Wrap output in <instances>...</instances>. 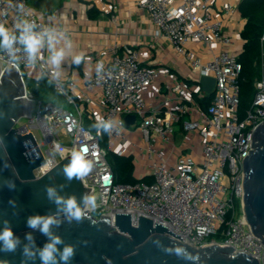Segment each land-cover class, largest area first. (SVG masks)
I'll return each mask as SVG.
<instances>
[{
    "label": "built area",
    "instance_id": "obj_1",
    "mask_svg": "<svg viewBox=\"0 0 264 264\" xmlns=\"http://www.w3.org/2000/svg\"><path fill=\"white\" fill-rule=\"evenodd\" d=\"M212 2H137L154 25V38L166 41L190 70L188 79L165 68L145 65L140 53L131 49L91 62L87 75L80 80L67 79L62 74L52 76L46 49L36 70L27 68L23 59L10 65L6 53H0V65L12 68L25 88L28 120L23 125L17 121L15 128L22 135H33L44 158L34 171L36 177L48 172L72 150H85L94 168L80 181L85 188H96L100 203L95 212H89L93 218L109 216L113 220L115 214H130L131 224L136 226L138 217H145L165 226L175 239L193 248L230 246L261 262L264 246L250 232L242 212L237 214L236 202L241 209V161L253 150L252 133L264 123V73L254 82L252 103L239 120L240 50L224 31ZM12 3H22L28 18L45 26L26 0ZM237 6L226 5L224 10L228 15L238 14ZM16 16L9 0H0V21L12 27ZM260 42L264 50V33ZM19 55L24 56L22 52ZM98 61L104 62L99 73ZM40 72L64 99L63 105L35 103L26 81L33 76L38 79ZM201 77L214 80L212 100L206 108L198 102L210 95L197 83ZM161 79H166L167 94L156 104L147 103L145 93ZM128 115H133L134 120L126 126L124 117ZM85 116L93 125L97 116L117 119L123 122V130L116 134L113 129L112 135L102 129L91 131L84 126ZM34 130L39 131L41 141ZM54 142L64 148L62 154H51ZM109 152L132 156L138 179L135 183L115 181L107 161ZM143 176L150 177L151 182L141 181Z\"/></svg>",
    "mask_w": 264,
    "mask_h": 264
},
{
    "label": "water",
    "instance_id": "obj_2",
    "mask_svg": "<svg viewBox=\"0 0 264 264\" xmlns=\"http://www.w3.org/2000/svg\"><path fill=\"white\" fill-rule=\"evenodd\" d=\"M197 83L204 92L212 94L213 78L201 77ZM24 94L18 74L0 65V230L4 220H8L21 240L16 252L0 251V260L6 264H22L23 245L28 243L26 233L32 234L37 249L48 242V237L26 224L29 216L56 214V205L49 201L44 191L46 185L56 188L59 195L75 196L78 201L86 193L97 196L96 188H85L78 179L70 183L65 180L62 168L70 161V155L42 176H35L34 171L44 163V158L33 135L30 132L22 135L15 128V123L27 113ZM133 120V115L124 117L126 126ZM25 141L29 142V147H25ZM250 145L253 150L241 161L244 174L241 211L250 232L264 246V123L252 133ZM5 180L15 182L14 191L5 186ZM9 200L15 201V207ZM89 217L82 223H67L61 214V225L52 229L65 244L75 246L71 264H264V255L259 262L235 252L230 246L213 244L193 248L175 239L165 226L145 217H138L136 226L131 224L130 214H115L113 220L109 216ZM57 247L62 250L64 244ZM176 247L196 259L177 256ZM28 264H41L39 256Z\"/></svg>",
    "mask_w": 264,
    "mask_h": 264
},
{
    "label": "clouds",
    "instance_id": "obj_3",
    "mask_svg": "<svg viewBox=\"0 0 264 264\" xmlns=\"http://www.w3.org/2000/svg\"><path fill=\"white\" fill-rule=\"evenodd\" d=\"M9 7H14L17 11L15 23L12 27L6 26L3 21H0V53H6L10 65H17L21 59L25 61L26 67L36 70L38 61L43 60L42 53L46 49L49 53L47 65L50 66L51 74L54 77L61 75V65L71 56L73 64L79 66L82 62H86L89 58L83 52L73 54V41L69 38L68 32L53 24L41 27L35 20L29 19L22 3H12L9 0ZM24 54L23 58L19 53ZM104 62L98 61L96 64L97 73L103 68ZM45 73H39V79L36 86L39 85V80L45 78ZM87 75V74H86ZM99 132L109 135L119 134L123 130V122L114 118L105 119L97 116L96 122L93 125ZM2 143V138H0ZM25 147H29V142L25 141ZM64 148L60 143L54 142L52 145V153L62 154ZM94 168V162L86 157L85 150H72L70 161L62 168V175L67 182L73 179L81 180L88 176ZM5 186L10 190H15V182L5 180ZM63 187V186H61ZM44 191L49 201L56 205V214L49 215H32L27 218V227L32 230H38L44 236L48 237V242L43 248L35 247V240L31 233L25 234V239L28 243L23 245L22 249V264H28L29 261H34L39 256L41 264H71L75 255V246L65 244L60 236L53 233V227H59L62 223L59 216L62 214L67 223H82L86 219H90L89 212H95L99 207L98 196L86 193L81 200H77L75 196H62L57 193L56 188L46 185ZM9 204L15 207V201L9 200ZM4 227L0 230V251L16 252L21 245L20 238L14 234L10 221L4 220ZM64 244L63 249L58 248V245ZM174 253L184 259L195 260L186 253L182 248L176 247ZM0 264H6L0 260Z\"/></svg>",
    "mask_w": 264,
    "mask_h": 264
},
{
    "label": "crops",
    "instance_id": "obj_4",
    "mask_svg": "<svg viewBox=\"0 0 264 264\" xmlns=\"http://www.w3.org/2000/svg\"><path fill=\"white\" fill-rule=\"evenodd\" d=\"M239 1L213 0L212 9L222 21L224 31L234 39L236 48L241 50L240 33L245 20L239 13L228 15L224 10L226 5L236 6ZM137 2L138 0H26L30 10L43 20L45 26L53 24L67 30L73 41V54L83 52L89 58L79 66L72 63L71 56L66 58L61 65V74L67 79L80 80L88 73L91 62L105 60L114 52L122 54L128 49L139 52L145 65L165 68L181 79H188L190 70L166 41L154 38V25ZM92 7L98 11L94 18L89 16ZM48 55L46 50V58ZM33 77L28 80L35 81L36 77ZM165 82L166 79H161L149 88L145 93L147 103L156 104L163 99L162 95L167 94ZM158 89L162 94L158 93ZM42 94L45 97L43 102L55 101L48 91Z\"/></svg>",
    "mask_w": 264,
    "mask_h": 264
},
{
    "label": "trees",
    "instance_id": "obj_5",
    "mask_svg": "<svg viewBox=\"0 0 264 264\" xmlns=\"http://www.w3.org/2000/svg\"><path fill=\"white\" fill-rule=\"evenodd\" d=\"M238 13L241 18L245 20L243 28L240 33L241 50L238 56V62L241 65V71L238 76L239 85V104L238 117L242 120L247 110L250 108L253 97L255 95L254 82L261 78L263 74V47L260 38L264 33V0H240L237 6ZM98 15V11L92 7L89 10V16L94 18ZM39 79V78H38ZM33 81L35 84V91L37 94L48 91L55 100L54 104L61 105L64 99L53 89L52 83L47 79L39 80L38 87L37 80ZM32 80L27 79V85ZM212 94L205 96L202 100H198L200 106L208 107L211 103ZM63 105V104H62ZM84 126L91 131H95L92 122L88 116H85ZM104 138V136H103ZM107 161L115 176L117 183L131 184L138 179L135 178V167L132 161V156L120 157L109 152L107 154ZM141 181L151 182L148 176H143ZM236 205L239 206L238 202Z\"/></svg>",
    "mask_w": 264,
    "mask_h": 264
},
{
    "label": "rangeland",
    "instance_id": "obj_6",
    "mask_svg": "<svg viewBox=\"0 0 264 264\" xmlns=\"http://www.w3.org/2000/svg\"><path fill=\"white\" fill-rule=\"evenodd\" d=\"M263 73H264V50H263ZM28 90L33 94V96L35 98V103L36 104H38V101H42V102L45 101L44 94H42V93L37 94L36 93V91H35V84L33 83V81L32 82L31 81L29 82V84H28ZM62 104H63V102H62ZM65 106H67V105H65ZM27 120L28 119L26 117L20 118L18 120V125L25 124L27 122ZM34 133H35V136H36L37 140L38 141H41V135H40L39 131L34 130ZM236 212H237L238 215L242 212L241 209L239 208V206H237V205H236ZM211 238L213 239V238H218V237L217 236H212Z\"/></svg>",
    "mask_w": 264,
    "mask_h": 264
}]
</instances>
